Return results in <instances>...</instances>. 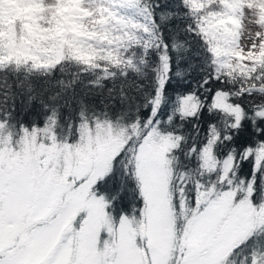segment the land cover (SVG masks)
<instances>
[{
    "label": "snow or ice",
    "instance_id": "snow-or-ice-1",
    "mask_svg": "<svg viewBox=\"0 0 264 264\" xmlns=\"http://www.w3.org/2000/svg\"><path fill=\"white\" fill-rule=\"evenodd\" d=\"M0 264H264V0H0Z\"/></svg>",
    "mask_w": 264,
    "mask_h": 264
}]
</instances>
